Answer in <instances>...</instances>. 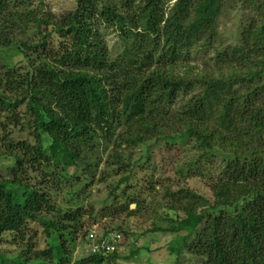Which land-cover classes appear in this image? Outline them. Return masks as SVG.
I'll use <instances>...</instances> for the list:
<instances>
[{"label": "trees", "instance_id": "trees-1", "mask_svg": "<svg viewBox=\"0 0 264 264\" xmlns=\"http://www.w3.org/2000/svg\"><path fill=\"white\" fill-rule=\"evenodd\" d=\"M43 1L0 0V48L28 63L24 73L0 74L14 96L0 93V143L12 162L0 181V237L23 239L26 225L52 209L48 194L26 181L28 169H72L100 137L112 141L120 128L118 148L155 140L177 152L176 143L189 139L227 161L211 186L213 203L188 190L168 194L169 231L193 236L172 247L177 257L185 250L202 264H264V0L243 1L254 15L244 16L239 44L217 51L218 72L207 75L190 71L191 54L216 50L218 19L232 0H79L59 16L29 9ZM29 26L37 41L25 39ZM103 29L117 33L115 58ZM23 104L34 144L10 143L5 133L4 120L22 123L16 110ZM51 230L60 233L57 222ZM111 232L119 231L103 234ZM53 251L60 262L64 247ZM116 258L114 252L75 264ZM9 263L0 256V264Z\"/></svg>", "mask_w": 264, "mask_h": 264}, {"label": "rangeland", "instance_id": "rangeland-1", "mask_svg": "<svg viewBox=\"0 0 264 264\" xmlns=\"http://www.w3.org/2000/svg\"><path fill=\"white\" fill-rule=\"evenodd\" d=\"M78 1L44 0L42 4L34 2L29 9L38 14L44 12L59 16L75 10ZM243 1L226 3L217 23L216 50L202 51L198 48L192 51L189 68L193 74H216L219 69L213 61L216 52L239 44L244 16L254 15L250 7L245 8ZM29 28L25 39L37 41L34 27ZM102 34L110 57L115 58L121 51L117 33L103 29ZM7 70L24 73L28 70V63L15 50L0 48V74ZM1 92L14 97L3 89V82L0 81ZM16 114L21 116L20 125H10L4 120L7 140L13 144L20 141L34 144L26 105L19 106ZM120 132V128L116 129L112 141L108 142L100 137L94 149L85 150L84 160L78 161L72 169L63 170L52 164L38 172L28 169L26 181L48 194L52 209L44 211L38 220L26 225L23 239L9 234L0 237L1 257L10 261L9 264H14V261L25 264H75L88 257L84 243L88 232L94 229L98 234L115 230L123 235L116 260L104 264H202L185 250L177 257L172 248L187 234L169 231L173 225L169 222L168 194L188 190L213 203L211 186L221 178L227 161L221 152L206 153L189 139L176 143L179 146L177 152L168 151L166 142L155 140L136 148L123 145L118 148L117 136ZM11 164L6 146L0 143V181L9 177ZM62 176H65L64 180ZM125 179L129 181L125 182ZM123 192L125 198H122ZM127 202L134 203L129 205L128 212H122L121 208ZM70 215L74 217L71 221L65 218ZM54 222L58 223L60 233L51 230L48 234L47 226ZM60 234L64 237H59ZM192 240L193 236L188 237L185 243L189 244ZM61 244L64 257L58 262L53 256V249ZM47 250H51V255H42Z\"/></svg>", "mask_w": 264, "mask_h": 264}, {"label": "built area", "instance_id": "built-area-1", "mask_svg": "<svg viewBox=\"0 0 264 264\" xmlns=\"http://www.w3.org/2000/svg\"><path fill=\"white\" fill-rule=\"evenodd\" d=\"M123 235L119 232H111L107 235L98 234L94 229L88 232L84 251L87 256L107 257L114 252H118Z\"/></svg>", "mask_w": 264, "mask_h": 264}]
</instances>
